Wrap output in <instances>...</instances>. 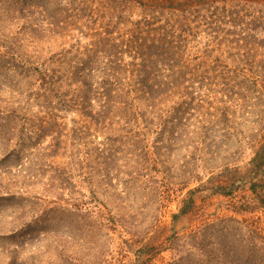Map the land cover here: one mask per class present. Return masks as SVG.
Segmentation results:
<instances>
[{"label":"rangeland","instance_id":"rangeland-1","mask_svg":"<svg viewBox=\"0 0 264 264\" xmlns=\"http://www.w3.org/2000/svg\"><path fill=\"white\" fill-rule=\"evenodd\" d=\"M146 3L164 7L187 0H0V109L19 117L1 135L11 136L10 128L17 127L22 143L9 145L21 154L6 164L9 194L17 201L0 209V228L15 231L29 223L36 237L25 239L27 244L0 243V264H178L180 256V264H264V203L242 211L253 195L251 181L240 179L264 145V31H248L254 22L250 14L264 13V0H214L202 11L212 22L203 25L204 18L188 22L170 9L150 11ZM239 7L248 11L241 22L234 21ZM147 15L155 26L178 20L175 28L185 22L198 30L171 40L185 43L180 54L189 62L174 70L201 71L203 88L213 90L203 104L206 113L201 104L195 112L200 91L192 82L187 86L195 98L190 94L182 109L179 95L162 100L167 102L162 108H176L163 121V114H150L147 103L138 102L137 119L147 126L132 133L122 124L123 131L111 134L105 124L79 117L81 108L61 107L56 97L54 109L33 102L44 73L65 74L84 54L108 56L115 53L111 45H131L135 23ZM135 57L128 47L117 58L136 62L129 69H141L142 60ZM59 93L71 105L75 86ZM50 110L57 125L47 122ZM181 116L186 121L180 122ZM76 121L83 129L71 136ZM43 122L54 126L47 135ZM180 124L186 129L179 130ZM3 169L0 165V177ZM261 176L255 182L264 183ZM220 186L233 193L220 194ZM5 192L0 189V196ZM190 198L193 208L173 224L182 201ZM36 218L43 220L38 224ZM198 230L192 242L199 247L181 255L185 238ZM143 247L148 251L139 258Z\"/></svg>","mask_w":264,"mask_h":264},{"label":"trees","instance_id":"trees-1","mask_svg":"<svg viewBox=\"0 0 264 264\" xmlns=\"http://www.w3.org/2000/svg\"><path fill=\"white\" fill-rule=\"evenodd\" d=\"M212 2H214V0H187V3L177 5L178 7L173 5L163 7V5H152L146 3L145 5L147 6L145 8L156 12L160 10L163 12V14H165V10L170 9L169 12H172L174 17H178L181 13L185 16L188 22H190L191 19L198 21L200 18H204L205 21H198L201 22L199 23L200 25H203L205 23L212 22L210 17L202 12L204 11L207 13ZM244 11L245 14L242 13L243 11L240 9V7L237 11H234V21L237 19L241 22V20L244 18L246 19L248 17V11L246 9ZM250 15H252L254 22L249 25V30H247L254 33L255 35H257L258 32L263 34L264 13L257 11L256 13ZM220 18L221 17H219V19ZM227 18L230 17L228 16ZM147 19H151V17L147 15V17L142 19L144 22L135 23L137 29H135V32H132V37L134 40L130 41L131 45H128V41L124 42L120 46L110 44L111 49L115 50L113 55L110 53L108 56H101V53L99 52L94 54H84V57L79 58L78 62L74 61L70 67V70L62 71L65 74H57L55 70L51 71V74L44 73L42 77H40V82H38V94H34L35 97L33 102H41L46 108L50 107L54 109V104L56 105V103H54L52 97H56V99L59 98L57 102L61 107L67 108V110L71 112L73 109L76 110L81 108V110H78L79 114H81L79 117H89V119L96 124H105V128L108 129L107 131L111 134L121 131L122 129H120V125L122 124H124V127L127 128L125 131L131 130L128 133H132L139 130H145L147 126L142 124V122H144L143 120L137 119L138 117H142V112H140L137 107L138 102L143 101L147 103V109L150 114H154L160 118L163 114L164 119H160L163 121L165 120L166 113L171 114L175 112L176 108L173 107V109L170 110H167V107L162 108V106L167 103H164L162 100H164L166 97L179 95L180 98L183 99L182 101H185H181L180 107L182 109L186 104L185 99L189 98L190 94L193 96V98H195V95L190 93L192 87L187 86V83L192 82L193 84L199 83V86L196 89L200 91L197 93L200 102H196V105L201 104L202 112L205 111L203 104L206 102V100L211 98L210 94L213 90L211 88H203L204 85L201 82H204L206 78H204L205 75L201 73V71L189 70L188 68H179L174 70L175 65H184V63L189 64V62L185 59L183 60L182 54H180V50H182V47H184L185 43L171 40V37L176 38V34L177 36L179 35L178 38L181 40L183 35H191L198 30L191 26L187 27L188 25H186L185 22H183L179 28H175V25L179 22L178 20L171 21L164 25L155 26L154 23H151ZM222 19L224 18L222 17ZM229 23H231V21H229ZM102 41H105V38L102 39ZM262 41L264 44V39ZM128 47L136 50V57L134 58L136 59L135 61L142 60V64H140L142 65L141 69H129L128 66L134 65L136 62L132 61L127 63L122 58H117L120 55H124ZM160 65H168L171 67V69H160L158 68ZM254 82H256V80H254ZM73 86H75L76 95L72 96L73 103L70 105L69 103L62 101L59 90L65 87H69V89L72 90ZM196 89L194 90L196 91ZM40 90H42L43 93H41ZM75 98H77L78 101L74 104ZM160 104H162V106H160ZM199 108L200 106L198 105L195 109V112L198 114ZM54 111L55 110H50L51 115H53L52 118L48 117V120H44H47V122H53L54 125H57ZM46 112H48V110ZM188 113L189 109L187 111L184 110L181 112V114H184L185 116ZM146 114L147 113L145 112L144 116ZM18 119L19 117H15L12 111L0 109V146H3V153L0 154V165H2L4 168L0 177V189L3 191L6 190L4 195L0 196V209L2 212H4V208H8V206L12 207L17 201L15 195L9 194L11 192H9L10 187L8 183L10 180H8V175L11 177V172L7 171L9 170V167H7L6 164L7 161L13 157H21V154L19 151H15V149L9 151V145L15 144L16 146L18 142H20L19 144L22 143L20 136H18L17 127L10 128L9 132H11V136L7 137V135L3 136L1 134L5 132L6 128L12 124L17 125ZM28 120L31 122V124L35 123V119ZM183 121H186V118L181 116L180 122ZM37 122H39V117L37 118ZM78 124L79 121H76L73 129H71L67 134L70 133L72 136V134L78 133L80 129H83H79ZM40 125L43 135H47L51 132L50 123L47 124L43 122ZM183 126L186 127L187 125L184 124ZM165 127H167V125ZM177 127L179 130L186 129L182 128L181 124ZM149 128L152 129L151 127ZM37 130H39V128H37ZM27 134L25 135L27 136ZM77 135L78 134H76V136ZM16 138H18V140H16ZM32 140H34V138ZM34 141L35 143L33 146L36 147L38 139L36 138ZM51 156L52 154L48 157ZM43 158H45V156H43ZM251 164L252 170H246L245 173L240 176L242 181H251L249 190L253 195L252 197H246L250 199L246 200L244 203L246 206L242 207L245 209L242 211L247 209H256L257 206H260L261 203H264V183L255 182L259 180V178H262L261 174L264 173V145H261V147L255 151L254 156L251 159ZM36 167L39 168L38 163H36ZM40 167L42 168L44 165H41ZM37 174L40 175L41 173L37 171ZM36 176V174L32 175L33 178ZM2 181H5V183ZM259 186H261L260 192L258 191ZM217 190L218 192H222L220 193L222 195H231L233 193V190L226 191L227 187L224 186L218 187ZM182 203L183 204L179 212L173 215V224L184 217L193 208L194 199H184ZM251 203L256 205H251ZM40 219L41 218H36V222L38 224L43 220ZM30 226L31 225L27 223L24 224V227L18 230L6 232L0 228V243L4 245H18V243L21 242L27 244L25 239L34 240L36 238L34 235H31ZM35 232L38 237L42 234V230ZM197 235H200L199 230L191 233L185 238V249L184 251H179L181 255L188 256L189 254L186 252V249L195 250L197 247H199L198 243L192 242L193 240L198 239ZM175 236L176 235L174 232L172 239L175 238ZM20 238H22V240H19ZM255 250L260 251V249ZM147 251L148 247H143L138 250L137 253L139 258ZM187 258L191 259L190 256ZM10 259L15 263L18 260L17 257L14 258L13 256L10 257ZM182 259L183 257L180 256L179 260L177 261L178 264L181 263L180 261H182Z\"/></svg>","mask_w":264,"mask_h":264}]
</instances>
